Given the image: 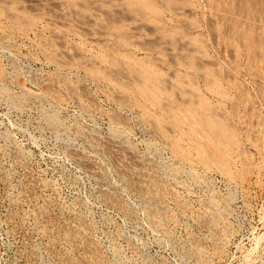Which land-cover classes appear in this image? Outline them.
Here are the masks:
<instances>
[{
  "label": "rangeland",
  "instance_id": "rangeland-1",
  "mask_svg": "<svg viewBox=\"0 0 264 264\" xmlns=\"http://www.w3.org/2000/svg\"><path fill=\"white\" fill-rule=\"evenodd\" d=\"M62 1L70 3L74 0ZM157 3L164 10L161 20H157L160 21L159 26H162L161 31L153 33L149 26L141 25L142 33L149 37L140 39L137 45L141 49L167 42L180 47L188 45L186 40L182 41L185 37L197 46L199 54L207 57L215 77L194 81L197 92L193 95L206 94L214 103L217 101V104H221L218 105L220 108L215 117L216 123L222 131L234 138L227 150H224L231 154L230 160L233 159L229 169L231 180L218 170L204 172V175L199 170L198 175L201 172L203 181L199 182V176L193 179L192 173V177L189 174V165L172 157H167L166 160L165 156H170V153L159 140L150 135L149 129H146L148 126H143L137 115L124 110L123 116L129 117L127 123L130 125L126 124L123 127L125 130L120 128L122 132L119 131L118 135L122 137H119L131 144L138 156L141 154L139 157H143V162L147 160L143 167L148 166L146 169L152 171V177L155 175L158 184L163 190H167L162 195H170V199L168 196L164 198V195L152 199L148 197L153 195L145 197L134 190H131L134 194L131 193L130 189H126L125 183H122V175L120 177V173H115L117 168L102 147L96 153L95 148L91 147L90 139L87 141L90 143L89 149L87 137L85 139L73 134V129L56 130L47 127L42 122L45 107L41 105L37 104V107L25 100L21 107L15 108L6 99L3 92L7 90L20 98L38 97L39 100L36 99L40 103L50 89L46 82L38 81L36 76L38 73L55 72L54 66L44 62L41 54L33 48V34L29 37L9 36L4 41L6 47H1L4 43L0 44L3 72L0 77V264H95L88 259L93 254L100 256V264H264V99L252 82L256 78L253 66L255 52L252 49L258 52L259 48L256 46L260 43L264 45V0H158ZM180 8L186 9L185 15L180 18H175L168 11ZM3 13L4 8L0 6V34L7 29V19L3 17ZM126 13L109 12L107 17L115 20L126 16ZM252 34L254 46L251 44ZM70 39L72 42L78 41L74 37ZM85 47L91 55L97 52L92 44L88 43ZM4 48L16 49L13 60ZM143 56L142 52L137 55L138 58ZM167 59L170 60L168 55ZM68 71L71 79L84 81L86 78L84 84L93 93L92 99L96 100L104 112H95L93 109L87 111L89 113L81 111L75 103L67 101L64 91L60 94V105L56 104L55 108L58 107V113L67 126L73 127L82 122L81 125L85 128L88 126L87 130L93 131V134L99 133L101 141H107L106 137L113 135L108 120L109 113L114 112L117 107L101 94L90 77L85 76V70ZM211 83H214V89L211 88ZM71 146L75 148L74 151ZM69 147L79 155H89L88 164L78 155L79 159H76ZM90 153H93L92 156ZM94 153L99 154L98 157ZM93 156L97 157L98 163H95ZM147 162L151 166H157L160 175ZM20 163L21 166H18ZM180 165H185V168ZM99 167L104 173L99 172ZM167 167L169 170L166 173ZM170 170L177 171L171 175ZM157 175H162V178ZM174 175L176 178L173 179ZM159 179H164V182ZM176 179V183L185 187L175 185L173 181ZM167 180L168 184L165 183ZM104 184L105 190L101 189ZM166 186L172 188L166 189ZM103 191L110 193V196L115 194L111 197L113 200L117 199L122 206L114 204L113 208V205H109L111 203L101 199L105 193ZM168 191L175 195L171 192L168 194ZM209 196L217 199L216 209L224 217L221 219L222 216L219 215L218 221L225 219L223 225L218 221L212 224L213 228L216 226L213 229L215 231L207 229L201 222L203 220H199V211L201 208L203 210V204L205 206L209 202ZM167 199L173 201L167 203ZM179 202L185 206L182 207ZM116 206L123 211L116 209ZM128 210L132 213H128ZM157 210L159 216L164 221L166 219L164 223L169 224L168 226L162 220L159 225L162 224L163 227L157 229L156 222L159 220L154 219V212ZM164 213H167L166 217ZM71 217L82 219L81 223L77 220L79 224L74 232L65 227L67 221L73 220ZM79 225L82 226L79 228ZM64 230L69 231L63 232ZM75 231L77 234L79 231L83 239ZM214 232H218L216 237ZM70 236H76L78 240L71 239ZM192 239L203 248L196 256V245H193ZM207 247L208 250L205 249ZM204 249L207 251L204 252ZM210 250L212 252H208Z\"/></svg>",
  "mask_w": 264,
  "mask_h": 264
},
{
  "label": "bare ground",
  "instance_id": "bare-ground-1",
  "mask_svg": "<svg viewBox=\"0 0 264 264\" xmlns=\"http://www.w3.org/2000/svg\"><path fill=\"white\" fill-rule=\"evenodd\" d=\"M157 2L156 0H74L68 3L62 0H0V6L4 8L3 17L7 19V29L0 34V44L2 45L5 39H7V37L9 36L15 35L16 37H29L31 34H33V48H36L37 52L41 54V57L43 58L42 60H44V62H47L48 65H53L55 68L54 73L48 74L47 72V74L41 73L40 75L38 73V75L36 76L37 79H39L38 81L46 82L50 89V92L46 95V97H44L45 99H42L40 103H38L37 101L38 97H36L37 99L35 98V96L33 99L20 98L18 95L7 90L3 92L6 99H8L15 108L21 107L25 100L28 101L29 104H32L34 106L36 105L38 107L37 104H39L41 105V107H45L44 114L42 116V122L47 125V127L54 128L56 130L70 129V131H72L71 129H73V134L76 133L81 137L83 136L85 139L87 137L86 142L89 138L90 143L92 144L91 147L93 146L95 148L96 153H98L97 151H99V149L102 147L106 152L105 154H107L110 160H112V162L114 163L113 166H116L118 170L117 171L115 169V173H120V177L122 175L124 179L123 180L121 178L124 181L122 183H125L127 187L126 189H130V191H137V193L139 192V194L145 197L153 195L148 197H152V199L153 197H163L164 194L162 195V193L165 189L163 190L162 186L158 184L159 181L157 182L158 179L154 178L156 177L154 174H156L157 172L154 173V177H152V171H150L149 168V170L146 169V167L148 166H144L145 168L143 167V163H145V161L147 160H144L143 162V157H139L141 154L138 156V153L136 154L137 151L134 152L131 144L129 145V143H125L126 140L122 141L119 137L121 135H118V132L122 130L120 128H123L124 126L126 127V124L128 126L130 125V123H127V119L129 117L125 118V116H123L124 110H128L131 113H134L135 115H137L138 119H140L139 121L143 123V126H148V128L146 129H149L150 135L154 137L155 140H159L162 146L166 148L170 153V156H165L166 160L168 159L167 157H172L178 162H182L183 164L186 163L190 167L189 174L192 173L193 175L192 177V175L190 174L191 177L194 179L199 176V182L203 181L200 177L201 172L198 175L197 171L199 170L203 171V175L204 172L218 170L221 171V173H223L228 179H230L231 175L229 169L230 166H232V162L230 163V161H233V157L231 158L232 160H230L231 154L225 152L224 150H227L226 148L231 145L232 141H234L233 136L230 134L227 135V133L222 131V128L219 127V125H217L216 123L215 117L217 111L220 108V106L218 105L221 104H217V101L214 103L210 96H205L206 94L201 95V93H198L196 95H193L195 92H197L196 87L193 85L194 81L198 82L197 79H199V81L200 79L206 80L208 77L214 78L215 72L213 67L208 65L210 64V62H207V57H205L204 55L202 56L198 53L199 51L196 50L197 46L192 44L191 39H186L185 37H183L184 39L182 41L186 40L188 45H181L180 47H176L171 43L167 44V42H163L162 44L156 46H150L146 48L142 47L141 49L140 47H138L139 45L137 44L140 39L149 37V35L142 33L141 25L149 26L153 33L157 30L161 31L162 26H159L160 21L158 22L157 20H161L160 16L163 15L162 12L164 10H162ZM185 10L186 9L180 8L175 10L169 9L168 11L175 18H180L185 15ZM109 12L127 13L126 16L124 15V17L122 16V18H117L114 20L107 17V14ZM155 21H157L156 24ZM70 37L77 38L79 42L74 39H72L74 40L72 42ZM250 37L252 38L251 44L254 46V42H252V40L254 39V34H252ZM88 43L94 45L97 48V52H95V54L91 55L88 49V52L86 51L85 46ZM7 45H9V42ZM3 46H5V43L1 47ZM256 47L259 48L258 52L252 49V52H255L253 55V66L256 70V78L253 79L252 82L258 88V92L264 99V45L260 43V45ZM12 48H6L9 52L8 54L11 57V60H13L12 58L15 56V53H17L15 52L16 49L14 50ZM140 52L144 54L142 58L137 57ZM88 54L91 56H89ZM167 55L170 60L167 59ZM1 66L2 65L0 63V77L3 75ZM68 70H85V73H87V75L85 74V76L90 77V80H92V83L96 85L101 94H103L110 102L114 103V105L117 107L115 111L111 110L114 112L109 113V118L107 117L111 124V131L113 134L111 137L107 135L109 136V138L106 137L107 141H101L99 138L100 136L98 137V132V134H93V131L90 132V130H87V128L89 127L86 126L87 128H85V126L81 125L83 123L80 121V124H74L73 127L67 126L66 123L65 125L62 117L59 115L60 113H58V107L55 108L56 104L59 103L60 105V94L64 91V93L67 95V101L72 102L73 104L75 103V105H77L81 111L85 110V112H87L92 109L95 112H97L98 110L101 111L100 108L102 107H99L95 102L96 100H93V93L91 94V91L88 90L89 88L84 84L86 78L83 77L85 79L84 81H81L79 78L78 79L80 81L77 79H71L68 75ZM216 80L217 79H215V81ZM211 88H215L214 83H211ZM212 96L213 95L211 94V97ZM101 112L103 113L104 111ZM106 115L107 114H105V116ZM129 120L130 119H128V122ZM72 123L69 124H71L72 126ZM121 132L122 131H120L119 133ZM85 139L83 140L85 141ZM155 142L157 143V141ZM90 143L88 144L87 142V144L89 145V149ZM71 148L74 147L71 146ZM71 148V151H69L73 152L75 148L73 149V151ZM77 148L78 147H76V149ZM73 153L75 154H71L76 155V159H79L77 157L78 155L80 159L85 162L87 161V157H89V155L86 157L85 155L87 154L83 152L81 153L85 155H79L76 152ZM14 155L17 156L16 154ZM94 155L98 157L99 154L97 155L94 153ZM95 156H93V158ZM97 157H95L94 159H96ZM144 157L147 158V156L145 155ZM18 158L19 157H17V159ZM235 160L234 162H237ZM20 161H18V163ZM149 161L150 160H148V162ZM148 162L147 165L149 164ZM95 163H98L97 159ZM150 163H152V160ZM165 163L164 165H168L169 161L168 164ZM149 165L151 166V164ZM18 166H21V163ZM154 166H151L150 168ZM91 167L95 168L96 166L91 165ZM156 167H154V171H158ZM182 168H185V165H183ZM101 170L99 171L100 173L104 171ZM167 170H169V168L166 169V173ZM92 171L94 172V170ZM176 171L171 172L170 170V174H175ZM159 172L160 170L158 171V173ZM179 172L177 174H179ZM100 173L98 174L100 175ZM159 175L157 176L159 177ZM162 175L159 178H162ZM174 178H176L175 175L173 179ZM159 180L161 181L162 179ZM176 181L177 179L173 181L175 185L178 184L176 183ZM167 182L168 180L165 183L168 184L169 182ZM165 183H162V185ZM184 184L186 183L184 182ZM178 185L181 186L180 183ZM105 186L106 184H104L103 188L101 189H104ZM169 187L172 188V186ZM169 187H167L166 189H168ZM97 188H100V186H97ZM108 188H110V186ZM123 189L125 190V188ZM169 190H172V192H174L173 189ZM132 191L131 193L134 194V192ZM103 192L105 193L103 194V197L101 199L104 198L105 202L107 201L108 204L111 203L109 205H113V208L115 206L114 204L121 205L120 203H118V201H116L117 199L115 200L114 198L113 200L112 197L115 194L111 195V197L110 193H107V191ZM164 192H167V190H165ZM169 192L171 191H168V194ZM99 193L101 192L99 191ZM167 196L168 195H164V198ZM169 196L168 199H170ZM210 196L209 202H207V200V204H205V206L203 204V210L201 208L199 211V213H201V218H199L200 216L198 218L199 220H203L201 221L204 223L203 225H205L207 229L210 228L209 230L212 231L216 227L214 226L213 228L212 224H216V222L218 221V217L222 216V214H219L221 211H217L216 209L218 205L217 203H215V200L217 199H213V196L211 197V199ZM173 197L176 199L175 196ZM173 199L171 200L173 201ZM171 200H168L169 202L167 203L172 202ZM180 200L181 199H179V201ZM160 203H164V201ZM179 203L180 205L182 204V202ZM184 206L182 204V207ZM116 207V209L119 210L120 208L121 210V207ZM127 209L128 207L125 209V211ZM122 211L123 210H121V212ZM130 212L132 213V211H129L128 213ZM154 213H156V218L154 216V219L159 220H156V223H158L157 229H161V227L163 226L162 224H159L162 223L161 221L164 218L162 219V217L159 216L160 214H158V210ZM166 214L164 213L165 217ZM168 216L169 218H171L170 214ZM223 218L224 217L222 216L221 219ZM80 219L81 218L77 220L81 223ZM77 220L74 218L73 220L70 219L69 224V221H67V226H65L66 229H69L71 231H73L74 229L76 230L77 224H79ZM165 221L163 220V224H167L164 223ZM167 221L171 222L170 219H168ZM151 222H154V220H152ZM223 222L225 223V219L222 221H218V223L222 225ZM156 223L154 225H156ZM168 225L169 224H167L166 226ZM81 226L82 225H79V228ZM165 228L167 229V227ZM65 230L63 232L69 231ZM86 230L82 231L86 232ZM161 232H163V230ZM79 233L80 232L78 231V234ZM214 233L216 235H214ZM214 233L213 235L216 237L218 232ZM69 234L67 233V235ZM76 236L75 238H72L78 240ZM78 236H80V234ZM70 238L68 240H70ZM81 239L83 238L81 237ZM87 239L88 241H90L89 238ZM80 241L82 242L83 240H79V242ZM192 241L194 245L196 242L194 241V239H192ZM199 245L200 244L197 243L196 247L194 246L196 248L195 256L197 255V253H199L200 250H203V248L201 249L202 245ZM205 249L208 250V247ZM207 250H205L204 252H206ZM208 252L212 251L210 250ZM207 253L206 256L208 255ZM95 255L97 256H94V254L92 256L90 255L91 257L89 256L88 259L90 258L89 260L95 262V264H100L101 261H99L98 259V257L100 256L98 254ZM58 258H60L59 255ZM66 259H68V257H66Z\"/></svg>",
  "mask_w": 264,
  "mask_h": 264
}]
</instances>
